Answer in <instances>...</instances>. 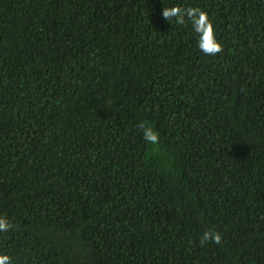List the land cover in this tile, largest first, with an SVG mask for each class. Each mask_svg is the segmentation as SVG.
Instances as JSON below:
<instances>
[{
  "label": "trees",
  "instance_id": "1",
  "mask_svg": "<svg viewBox=\"0 0 264 264\" xmlns=\"http://www.w3.org/2000/svg\"><path fill=\"white\" fill-rule=\"evenodd\" d=\"M0 217L11 264H264V0H0Z\"/></svg>",
  "mask_w": 264,
  "mask_h": 264
},
{
  "label": "clouds",
  "instance_id": "2",
  "mask_svg": "<svg viewBox=\"0 0 264 264\" xmlns=\"http://www.w3.org/2000/svg\"><path fill=\"white\" fill-rule=\"evenodd\" d=\"M162 17L168 22L175 18V22L179 25L186 24L187 21L191 22L192 28L197 34V47L205 55L215 56L223 51V46L216 40L214 28L208 14L199 7H186L172 6L162 9ZM138 127L143 130L144 139L152 144L159 141L158 133L151 127H145L144 122H141ZM11 224L3 217H0V232H7L11 228ZM209 241L216 244L221 242L219 233L212 231H205L200 237V244L203 245ZM0 264H11L10 257L7 255H0Z\"/></svg>",
  "mask_w": 264,
  "mask_h": 264
}]
</instances>
